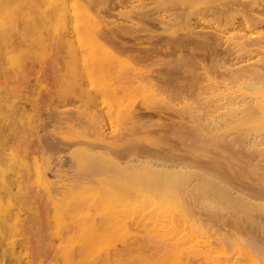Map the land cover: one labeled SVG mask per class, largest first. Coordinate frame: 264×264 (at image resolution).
I'll return each instance as SVG.
<instances>
[{
  "label": "rangeland",
  "instance_id": "1",
  "mask_svg": "<svg viewBox=\"0 0 264 264\" xmlns=\"http://www.w3.org/2000/svg\"><path fill=\"white\" fill-rule=\"evenodd\" d=\"M262 45L264 0H0V264H65L70 233L114 220L81 195L59 205L66 181L89 171V182L104 173L127 183L138 191L128 197L141 204L108 226L119 238L85 264H264V171L228 167L211 153L213 143L207 150L198 139L213 130L200 106L211 109L212 81L229 80L245 62L238 70L245 75L259 64L264 71ZM198 122L207 125L196 131ZM180 133L189 141L194 135L198 150L189 151L195 138L185 142ZM226 146L241 160L260 158L240 153V144L238 153ZM213 166L237 190L218 193L206 176ZM80 178L75 187L88 180ZM191 186L204 194L193 197ZM216 195L237 209L233 201L231 209L209 205ZM150 196L172 206L155 208ZM79 253L72 249L68 258L78 261Z\"/></svg>",
  "mask_w": 264,
  "mask_h": 264
},
{
  "label": "bare ground",
  "instance_id": "2",
  "mask_svg": "<svg viewBox=\"0 0 264 264\" xmlns=\"http://www.w3.org/2000/svg\"><path fill=\"white\" fill-rule=\"evenodd\" d=\"M34 16V15H33ZM33 18V17H32ZM72 20H73V18H72ZM50 21V20H49ZM74 21V20H73ZM45 22V21H44ZM48 24V23H47ZM51 25H52V23H51ZM50 25V26H51ZM251 25V24H250ZM252 26V25H251ZM49 27V26H48ZM243 39V38H242ZM236 42H237V40H235ZM229 43V42H228ZM232 43V42H231ZM245 44V43H244ZM232 45V44H231ZM247 45V44H246ZM235 46V45H234ZM234 46H233V48H234ZM250 46V45H249ZM241 47H243L244 48V46H241ZM248 47V46H247ZM262 47L264 48V46L262 45ZM232 48V49H233ZM249 48V47H248ZM248 48H247V50H248ZM251 48H252V46H251ZM254 48V47H253ZM262 48V49H263ZM240 50H242V48H240ZM246 50V51H247ZM250 50V49H249ZM254 49H252V51H253ZM256 50V49H255ZM254 50V51H255ZM259 50H261V49H259ZM243 51V50H242ZM251 51V50H250ZM249 51V52H250ZM94 52V51H93ZM246 53V52H245ZM250 53H252V52H250ZM264 53V50L262 51V54ZM247 54V53H246ZM251 55V54H250ZM258 55V54H257ZM240 56V55H239ZM250 57V56H249ZM240 58V57H239ZM255 58H256V56H255ZM249 59V58H248ZM239 60H241V58L239 59ZM255 60V59H254ZM260 60V59H259ZM225 61V60H224ZM236 61V60H235ZM261 61V60H260ZM226 62V61H225ZM225 62H224V64H225ZM254 62L255 61H253V62H251V65H255L254 64ZM227 63V62H226ZM233 63H235V62H233ZM236 63H237V61H236ZM255 63H257V61L255 62ZM228 64V63H227ZM238 64H239V62H238ZM243 64H246L247 65V63L245 62V63H243ZM243 64H241V66H239V68H243L244 69V66L242 67V65ZM259 64V63H258ZM257 64V65H258ZM235 65V64H234ZM245 65V66H246ZM257 65H256V67H257ZM261 64H259L258 65V69L256 68V69H254L253 70V72L252 73H250L249 72V74L250 75H245V73H243L242 72V70L240 71L241 73H243V74H239L240 72L238 71L239 70V68H235V69H233V71H232V74H231V71L230 70H232V69H230L229 71H230V74L228 75V78H226V79H229V80H226V81H224L222 84H220V83H218L216 80H213L212 81V79H211V81H212V88L210 89L211 91L208 93V95H206L205 93L206 92H204V95H206L207 97H208V99H209V102H210V105H211V109H209L210 110V112H208L207 111V108H208V106H204V104H206V102L203 104V101H201V100H199L198 99V104L200 103V101L202 102V104L200 103V106L201 105H203L202 107H204L205 108V110H206V112H204V114L205 113H208V119H207V121L209 122V121H211L212 122V124H213V130H212V132L209 134H207V133H205V135L203 134V137H202V133H200V132H198L199 134V136L201 135V137L202 138H204V136H206L203 140H201V138L200 137H198V139L200 140V141H202V146H204V147H207V150H209V149H211V148H209L208 146H209V143H213L212 144V146L210 145V147H212V149L210 150L211 151V153H213L212 152V150L215 152V154L217 153L216 151H218L219 153H220V156H221V159L223 160V162H225V164L228 166V167H240V169L241 170H243L244 171V167L246 168H248L249 169V171L251 170V171H253L252 173H254V172H256L257 171V169H258V171L257 172H259L260 173V175L262 174V172H260V170H259V167H260V169L262 168V170L264 171V168H263V166H262V164H264V71L262 70H260L259 68L262 66H260ZM222 66V65H221ZM232 67V66H231ZM238 67V66H237ZM249 67V66H248ZM223 68V67H222ZM230 68V67H229ZM233 68V67H232ZM262 68V67H261ZM224 69V68H223ZM263 69V68H262ZM228 70V69H227ZM226 70V71H227ZM234 70H237V73H235V71ZM245 70V69H244ZM248 71V70H247ZM251 71V70H250ZM234 72V73H233ZM239 72V73H238ZM233 75V76H232ZM211 77V76H210ZM230 77V78H229ZM213 78V77H212ZM223 79H224V77H223ZM211 83V82H210ZM203 90V89H202ZM206 90V89H205ZM204 90V91H205ZM207 91V90H206ZM205 96V97H206ZM206 97V98H207ZM200 98V97H199ZM207 99V100H208ZM206 100V99H205ZM184 103V102H183ZM111 106V105H110ZM184 106H185V103H184ZM201 107V108H202ZM199 108V107H198ZM201 108H199V111H200V109ZM203 108V109H204ZM182 109H183V104H182ZM205 110H203V111H205ZM202 111V112H203ZM190 113V112H189ZM191 114V113H190ZM206 115H203L204 117L206 116ZM203 118V117H202ZM201 118V121L203 120ZM206 118V117H205ZM194 119H196V118H194ZM193 119V120H194ZM189 120H190V117H189ZM192 120V121H193ZM191 121V120H190ZM205 121H206V119H205ZM206 121V122H207ZM196 122V121H195ZM199 123V122H198ZM202 124V122L201 123H199V124H196L197 125V127H198V125H199V127L198 128H196V131L200 128V125ZM208 124H210V123H208ZM182 125V124H181ZM185 125V124H184ZM183 125V126H184ZM192 125V124H191ZM196 125H192L194 128H195V126ZM204 125V127H205V125H207V123H205V122H203V124H202V126ZM187 127V126H186ZM182 128V127H181ZM188 129V128H187ZM203 129V127L201 128V130ZM206 129V131L208 130V126H207V128H205ZM212 129V128H211ZM192 130V129H191ZM204 130V129H203ZM205 131V130H204ZM186 132H188V131H186ZM210 132V131H209ZM193 133V132H192ZM204 133V132H203ZM178 134H179V132H178ZM178 134L176 133V137L178 136ZM187 134V133H186ZM182 135H184V137L186 136H188V135H185L184 133H180V135H179V137H180V139L182 138ZM106 137V136H105ZM182 138V140L184 141L185 140V138ZM192 138V140L194 141V138H195V141H196V143H195V141L193 142V141H189V139H186V140H188L189 142H191V143H195L196 145H193V147L189 150V151H191V150H196L195 148H194V146L196 147L197 146V144H198V141H197V138L196 137H194V135L193 136H191ZM194 137V138H193ZM187 138H189V136L187 137ZM207 138H209L210 140H211V142L208 140L207 141ZM109 140V139H108ZM181 140V141H182ZM186 140H185V142H186ZM227 141V143L226 144H228V143H230V145L231 144H233L234 146L236 145L237 147H239L238 145L240 144V150H241V152L239 151V149H237V147H228V145L226 146V144H224L225 146H226V148H228V150L227 151H229V149H230V151H231V149H236V150H238L237 151V153L238 152H240V153H242L243 152V149H244V152L246 151V153H247V151H248V153H255V154H257L258 152L260 153V154H258V156H260V158L258 157V160L256 161V162H254V160H253V158H252V160L253 161H244V160H241V159H239V158H237L238 156L237 155H234V154H230V153H233V152H226L225 150H222L221 149V147H225V146H222L223 144L221 143V141ZM200 141H199V143H200ZM204 141V142H203ZM206 141V142H205ZM220 141V142H219ZM103 142V141H102ZM240 142V143H239ZM188 143V142H187ZM207 143H208V145H207ZM216 143H217V145H216ZM219 143V144H218ZM115 144V143H114ZM238 144V145H237ZM242 144V145H241ZM87 145V144H86ZM85 145V146H86ZM93 145V144H92ZM112 145H113V143H112ZM188 146L190 145V143H188L187 144ZM206 145V146H205ZM220 145V146H219ZM229 145V146H230ZM232 146V145H231ZM111 148H113V147H111ZM197 148V147H196ZM199 148V147H198ZM209 148V149H208ZM92 149V148H91ZM113 149H115V148H113ZM198 150V149H197ZM196 150V151H197ZM96 151V150H95ZM195 151V153H198V152H196ZM251 151V152H250ZM258 151V152H257ZM103 152V151H102ZM192 152V151H191ZM201 152V151H200ZM199 152V153H200ZM205 152H206V150H205ZM207 152H209V151H207ZM83 153V152H82ZM106 153H107V151H106ZM116 153V152H115ZM133 153V152H132ZM192 153H194V152H192ZM202 153V152H201ZM210 153V152H209ZM240 153H239V155H240ZM247 153V154H248ZM252 153V154H253ZM135 154V153H134ZM138 154H140V153H138ZM136 155V154H135ZM134 155V156H135ZM151 155H153V154H151ZM157 155V154H156ZM212 155H214V154H212ZM242 155V154H241ZM87 156V155H86ZM129 156H130V154H129ZM132 156V155H131ZM139 156V155H138ZM141 156V155H140ZM146 156H148V155H146ZM197 156H199V155H197ZM216 156H218V154L216 155ZM220 156H218V157H220ZM236 156V157H235ZM244 156V155H243ZM89 157V156H88ZM101 157H103V160H105V161H107V160H109L110 158L108 157V156H105V155H102ZM119 157V156H118ZM158 157V156H157ZM212 157V156H211ZM217 157V158H218ZM245 157V156H244ZM92 158V157H91ZM117 158V157H116ZM130 158V157H129ZM128 158V159H129ZM135 158H137V156L135 157ZM134 158V159H135ZM144 158H145V160H147L148 161V158H149V156H148V158H146L145 157V154H144ZM246 158H248V156L246 157ZM257 158V157H256ZM131 159V158H130ZM140 159H142L141 157H140ZM208 159H210V158H208ZM34 160V164L36 163L35 161V159H33ZM158 160H160V157H158ZM162 160V159H161ZM211 160V159H210ZM213 160H214V158H213ZM221 160V161H222ZM249 160H251V157H249ZM123 161V160H122ZM142 161V160H141ZM152 161V160H151ZM154 161V160H153ZM163 161V160H162ZM212 161V160H211ZM220 161V160H219ZM128 162V161H127ZM136 162H137V160H136ZM155 162H157V161H155ZM177 162V161H176ZM185 162H187V161H184V163ZM199 161H197V163H198ZM38 163V162H37ZM36 163V164H37ZM93 163H94V161H93ZM152 163V162H151ZM154 163V162H153ZM168 163L170 164V163H172L171 161L169 162L168 161ZM179 163V162H178ZM177 163V164H178ZM181 163V162H180ZM217 163V162H216ZM149 164V163H148ZM159 164V163H158ZM162 164V163H161ZM164 164V163H163ZM186 164H188V162L186 163ZM199 164V163H198ZM222 164V163H221ZM225 164H223V165H225ZM94 165H96V164H94ZM138 165H139V162H138ZM156 165V164H155ZM160 165V164H159ZM213 165H215V164H213ZM32 166V165H31ZM170 166H171V164H170ZM34 167H35V165H34ZM33 167V168H34ZM97 168H98V166H96ZM190 166L188 165V168H189ZM192 167V166H191ZM216 167H218L217 165H216ZM243 169H242V168ZM94 168V167H93ZM193 168V167H192ZM191 168V169H192ZM199 168H201V166L199 167ZM199 168H198V172L200 173V172H202V170L204 169L203 167V169L202 170H199ZM213 169H211V172H213L212 170H214V166L212 167ZM246 168V169H247ZM5 167L4 166H1L0 167V171L1 172H4L5 171ZM81 169V168H80ZM106 169V168H105ZM206 169V171H207V175L205 174L206 172H204L202 175H206V176H208V179H210L213 183H214V185L216 184L217 186H215L214 187V189H216V191H218V193L220 192V189H221V191L223 190L224 191V189H225V191L224 192H226L227 191V193L229 194H231V192H233L232 190H230V189H234L235 187H232V188H229V185L228 184H230V187H231V183H227L224 179H226V178H223L222 176V172L219 174V172L217 173H214L215 171H217V170H215L213 173H211L209 170H210V168H209V170L207 169V168H205ZM204 169V170H205ZM232 169V168H231ZM37 170H39V169H37ZM111 170V169H110ZM164 170V169H163ZM196 170V169H195ZM223 170H224V168H223ZM95 171H96V169H95ZM111 171H113V170H111ZM162 171V170H161ZM220 171H222V170H220ZM227 171V170H226ZM234 171H236V168H235V170ZM246 171V170H245ZM92 172V171H91ZM90 171H89V173H91ZM97 173L99 172L98 170L96 171ZM156 172V171H155ZM196 172V171H195ZM247 173H249L248 171H246ZM75 173V172H74ZM73 173V174H74ZM82 173V172H81ZM89 173H85V175H87L88 174V176L90 177V175L92 174L93 175V173H94V171L91 173V174H89ZM97 173H96V175H97ZM112 173V172H111ZM116 173V172H115ZM158 173V172H157ZM190 173V172H189ZM236 173V172H235ZM41 174V173H40ZM76 174V173H75ZM74 174V175H75ZM95 174V173H94ZM102 174H104V173H99L98 175H97V178H98V180H97V182L95 183V182H89V180H91V181H94L93 180V178L92 177H94V176H91V178H88L87 176H85V175H83L82 176V174H79L78 175V173H77V175H75L74 177H75V179H74V177H71L73 180H70L71 178H70V176H69V180H70V183H69V181H66V185L67 184H69L67 187H64L65 188V190H64V192H63V194H61L62 195V197L60 198V200H59V205H61V203H69L71 200H72V198L73 197H75L76 196V198H77V196H79V195H81L82 196V199H84V200H86L87 201V199H89V203H95V205H99V206H102V210H101V214L105 217V216H114V220L113 221H108V222H106L105 220L103 221V223L102 224H100L99 226H97V227H93V226H89L88 228H82V229H80L79 231H73L72 233H70V235L67 237V243H66V245H64V246H62L63 247V251H64V256H65V264H85L86 262H89L90 261V257L93 255V252L96 250V249H98V250H100V249H105V246H109L110 244H112L111 242H114V240L116 239V238H119V233H120V230L117 228V227H113V228H109L108 226L109 225H111V224H115V225H117V224H119L120 222H121V218L123 217V215L124 214H129V213H131L132 211H133V208H134V206L135 205H140L141 203H138V202H136V201H133L130 197H128V195L129 194H131V195H133V194H138L137 192L138 191H136V190H134V189H132L131 188V186L130 185H128L127 183H125V182H122V181H120V180H118V179H116V178H108V177H105V176H103ZM117 174V173H116ZM218 174V175H217ZM251 174V173H250ZM250 174H248L249 176H250ZM118 175V174H117ZM127 175H128V173H127ZM130 175V174H129ZM220 175V176H219ZM222 175V176H221ZM254 175H256V174H254ZM41 176V175H40ZM73 176V175H72ZM76 176H77V178H76ZM151 176V175H150ZM162 176V175H161ZM262 176H264V175H262ZM262 176H259V177H261L262 178ZM62 177V176H61ZM81 177V178H80ZM82 177H86V178H82ZM192 177V176H191ZM191 177H190V179H191ZM202 177V176H201ZM79 178L80 179H88L87 181H84L81 185H78L77 187H75L74 186V184H73V182L72 181H75L76 179L77 180H79ZM264 178V177H263ZM262 178V179H263ZM67 179H68V177H67ZM94 179H96V178H94ZM180 179V178H179ZM178 179V180H179ZM182 180H183V178H181ZM180 179V180H181ZM196 179V178H195ZM251 179H254V177H252V175H251ZM250 179V180H251ZM257 179V178H256ZM6 180V179H5ZM127 180H129V179H127ZM135 180V179H134ZM174 180H176V178L174 179ZM226 180H229V179H226ZM264 180V179H263ZM7 181V180H6ZM80 181V180H79ZM79 181H76V182H79ZM187 181V180H186ZM196 181H198V179H196ZM258 181H260V180H258ZM8 182V181H7ZM13 182V181H12ZM22 182V181H21ZM23 182H24V180H23ZM37 182V181H36ZM38 182H40V181H38ZM68 182V183H67ZM72 182V183H71ZM127 182V181H126ZM136 182H137V180H136ZM207 182V181H206ZM33 183V182H32ZM128 183H130V182H128ZM186 183V182H185ZM190 184L192 183V182H189ZM24 184H25V182H24ZM36 184H38V183H36ZM36 184H32L33 186H35ZM54 184H56L55 182H54ZM73 184V187L71 186ZM133 184V183H132ZM154 184V183H153ZM187 184V183H186ZM207 184V183H206ZM210 184V183H209ZM259 184V183H258ZM257 184V185H258ZM263 184V183H262ZM8 185V184H7ZM76 185V184H75ZM165 185V184H164ZM234 185H236V184H234ZM29 186V185H28ZM219 186V187H218ZM239 186V185H238ZM9 187V186H8ZM30 187V186H29ZM49 187V186H48ZM54 187H55V185H54ZM137 187V186H136ZM135 187V188H136ZM145 187V186H144ZM175 187V186H174ZM198 187V189H199V186H197ZM209 188H210V186H208ZM212 187V186H211ZM221 187V188H220ZM241 187V186H240ZM27 188V187H26ZM33 188V187H32ZM52 188V187H51ZM61 188V187H60ZM139 188V187H138ZM178 189H180L179 188V186L177 187ZM185 188V187H184ZM194 188V187H193ZM192 188V186H191V188H190V190L191 189H193ZM201 188H203V187H201ZM208 188V190H210ZM218 188H219V190H218ZM12 189V188H11ZM24 189V188H23ZM30 188H28V190H29ZM167 189V188H166ZM169 189V188H168ZM172 189V188H171ZM195 189V188H194ZM193 189V190H194ZM236 189V188H235ZM10 190V189H9ZM54 190V189H53ZM52 190V191H53ZM184 190H186V188L184 189ZM189 190V191H190ZM204 190H205V188H204ZM237 190V189H236ZM11 191V190H10ZM24 191H26L25 189H24ZM55 191V190H54ZM53 191V192H54ZM165 191V190H164ZM175 191V190H174ZM182 189H180V191L179 192H181L182 193ZM197 188L193 191V192H191L192 193V195L193 194H195L193 197H197L198 195H200V194H204V193H200L201 191H200V189L198 190V194H197ZM200 191V192H199ZM212 191V190H211ZM210 191V192H211ZM229 191H231V192H229ZM240 191H241V188H240ZM27 192H29V191H27ZM51 192V191H50ZM144 192V191H143ZM148 192V191H147ZM184 192H187V191H184ZM194 192H196V193H194ZM224 192H222V193H224ZM242 192V191H241ZM11 193V192H10ZM15 193H17V191L15 192ZM14 193V194H15ZM167 193V192H166ZM207 193V191L205 192V194ZM13 194V193H12ZM26 194H28L29 195V193H26ZM51 194H52V192H51ZM60 194V193H59ZM146 194V193H145ZM154 194V193H153ZM158 194V193H157ZM157 194L155 195L154 194V196H157ZM185 194V193H184ZM187 194V196L189 195L188 193H186ZM221 194V193H220ZM227 194V195H228ZM236 193H234V195H235ZM238 194V193H237ZM236 194V195H237ZM22 195V193L20 194V196ZM28 195L26 196V197H28ZM212 195V194H211ZM224 195V194H223ZM226 195V196H227ZM243 195V194H242ZM250 195V197H251V195L253 196V194L252 193H250L249 194ZM10 196V195H9ZM18 195H16V198H18L17 197ZM19 196V197H20ZM23 196H24V193H23ZM24 196V197H25ZM140 196V195H139ZM138 196V197H139ZM154 196H150V197H148V199L150 198V200H151V204L155 207V208H161L163 211H167V207L171 204H168L167 202H169V200H168V198L167 197H165V196H163V197H165L166 199H163V198H161V197H158V198H154ZM160 196H161V194H160ZM180 196V195H179ZM201 196V195H200ZM213 196V195H212ZM238 196V195H237ZM247 196V195H246ZM263 196V195H262ZM261 196V197H262ZM22 197V196H21ZM170 197V196H169ZM181 197V196H180ZM184 197H186V196H184ZM189 197V196H188ZM214 197V196H213ZM213 197H208V199L210 198V200H212L214 203H211V204H209V205H211L212 206V204H214V206H216L217 205V203L219 204V203H221V202H217V200L219 199V197H221V196H215V198H213ZM264 197V196H263ZM262 197V198H263ZM15 198V197H14ZM13 198V200H15ZM199 197H197V199H198ZM202 198V201H206L205 203H207V198H206V200H204V197H201ZM217 198V199H216ZM225 198V197H224ZM244 198H245V200H244ZM56 199V198H55ZM59 199V198H58ZM57 199V200H58ZM131 199V200H130ZM157 199H159V200H157ZM215 201H214V200ZM233 199V198H232ZM243 199V201H246L247 199H246V197H243L242 198ZM264 199V198H263ZM11 200V199H10ZM183 200V199H182ZM186 200V198L184 199V201ZM189 200V199H188ZM209 200V203L210 202H212V201H210ZM219 200H221V198L219 199ZM231 200V199H230ZM230 200L228 199V201L230 202ZM19 201H20V199H19ZM26 201V203H28V200H25ZM24 201V202H25ZM54 201H56V200H54ZM199 201L200 202H202L201 201V199H199ZM222 201V200H221ZM228 201H224L223 203H224V206L222 205L223 203H221L220 205H222L224 208H229L230 206H229V202ZM233 201V200H232ZM232 201L230 202L231 204L230 205H232ZM16 202V201H15ZM23 202V204L25 205L26 203H24ZM227 202H228V205H227ZM236 202V201H235ZM20 203V202H19ZM29 203H30V200H29ZM54 203H56V202H54ZM150 203V202H149ZM245 203H247V202H245ZM31 204V203H30ZM143 204V203H142ZM235 203H234V201H233V205H234ZM250 204V203H249ZM252 204V203H251ZM261 204V203H260ZM20 205H21V203H20ZM57 205H58V203H57ZM63 205V204H62ZM61 205V206H62ZM180 205V204H179ZM202 205H204L203 204V202H202ZM208 205V204H207ZM208 205V206H209ZM225 205H227V206H225ZM237 205V204H236ZM236 205H234V206H232V210H233V207H235ZM27 206V205H26ZM26 206H24V207H26ZM38 206V205H37ZM149 206H150V204H149ZM170 206H172V205H170ZM205 206V205H204ZM213 206V207H214ZM222 206H220V207H222ZM229 206V207H228ZM22 207H23V205H22ZM36 207V206H35ZM34 207V208H35ZM85 207V206H84ZM245 207H246V205H245ZM260 207V206H259ZM29 208V207H28ZM57 208V207H56ZM70 208V207H69ZM209 208H211V207H209ZM217 209L219 208V206L217 205V207H216ZM236 208V207H235ZM234 208V209H235ZM247 208H250V207H247ZM254 208V207H253ZM24 209V208H23ZM22 209V210H23ZM27 209V208H26ZM31 209V208H30ZM64 209V208H63ZM230 209H231V207H230ZM237 209V208H236ZM235 209V210H236ZM251 209H252V207H251ZM255 209V208H254ZM5 210H6V204H5V202L1 199L0 200V214H4V212H5ZM36 210H39V209H37L36 208ZM62 210V209H61ZM78 210H79V208H78ZM179 210H182L181 208H179ZM247 210V209H246ZM139 211V210H138ZM185 211V210H184ZM213 211V210H212ZM24 212V211H23ZM28 212V211H27ZM33 211H29V213H32ZM40 212V211H39ZM213 212H216V210L215 211H213ZM233 212H234V210H233ZM236 212V211H235ZM244 212V211H243ZM248 212V211H247ZM34 213H36V212H34ZM170 213V212H169ZM218 213V212H217ZM223 213V212H222ZM239 213V212H238ZM244 213H246V211L244 212ZM249 213V212H248ZM37 214V213H36ZM40 214V213H39ZM38 214V215H39ZM216 214V213H215ZM225 214V213H224ZM169 215V214H168ZM168 215H167V217H168ZM175 215V214H174ZM38 217V216H37ZM169 217H171V216H169ZM151 219V218H150ZM180 221V220H179ZM181 222V221H180ZM167 224V223H166ZM166 227V226H165ZM182 226H180V228H181ZM78 228V227H77ZM179 228V227H178ZM39 229L40 228H37V230L39 231ZM41 230V229H40ZM183 230V229H182ZM54 231V230H53ZM185 231V230H184ZM39 232H41V231H39ZM70 232V231H69ZM153 236V235H152ZM152 236H151V238H152ZM148 237L149 236H147V239H148ZM195 237V236H194ZM182 238V237H181ZM149 239H150V237H149ZM63 241H64V239H63ZM151 241L152 240H149V241H147L148 243L150 242V244H152L151 243ZM155 241V240H154ZM158 244H159V242L158 241H156ZM155 242V243H156ZM156 243V244H157ZM179 243V242H178ZM49 246V245H48ZM162 246V245H161ZM154 247H155V245H154ZM167 247V246H166ZM24 248V247H23ZM49 248V247H48ZM75 248H77V249H79V251H80V253H79V255H80V259L78 260V261H74V259H72V260H70L69 258H68V254H70V252H71V250L72 249H75ZM156 248V247H155ZM161 249H162V247H160ZM163 248H165V246L163 247ZM58 249H60V248H58ZM157 249H159V248H157ZM168 250V249H167ZM41 251V250H40ZM61 251V250H60ZM103 251H101V253H102ZM38 253V252H37ZM105 253V252H104ZM39 254V253H38ZM72 254V253H71ZM237 254V253H236ZM55 255V254H54ZM63 255V254H62ZM95 256V255H94ZM55 258H56V256H55ZM141 261V260H140ZM64 262V261H63ZM55 264V263H54Z\"/></svg>",
  "mask_w": 264,
  "mask_h": 264
}]
</instances>
